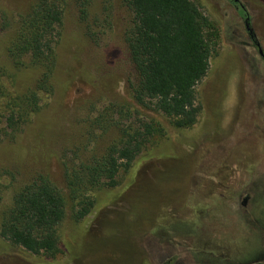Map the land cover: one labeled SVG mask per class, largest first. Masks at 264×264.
Instances as JSON below:
<instances>
[{
  "label": "rangeland",
  "instance_id": "obj_1",
  "mask_svg": "<svg viewBox=\"0 0 264 264\" xmlns=\"http://www.w3.org/2000/svg\"><path fill=\"white\" fill-rule=\"evenodd\" d=\"M34 0H0V225L14 194L39 173L66 197L60 252L50 257L0 235V264L264 263V58L229 0H193L213 24V52L196 85L201 111L177 129L135 91L138 73L126 34L134 14L124 0H62L52 93L16 136L12 109L43 68L8 57L20 16ZM264 53V0H241ZM211 33V34H210ZM161 127L115 187L89 192L88 215L75 219L67 175L122 146L144 125Z\"/></svg>",
  "mask_w": 264,
  "mask_h": 264
},
{
  "label": "trees",
  "instance_id": "obj_2",
  "mask_svg": "<svg viewBox=\"0 0 264 264\" xmlns=\"http://www.w3.org/2000/svg\"><path fill=\"white\" fill-rule=\"evenodd\" d=\"M93 0H81L87 14ZM134 19L126 34L130 58L139 76L140 100L148 98L177 129L191 128L198 120L196 85L206 76L213 52V24L193 0H124ZM64 8L62 0H34L20 16L8 57L16 65L30 58L44 70L37 84L12 109L6 131L16 136L37 113L39 92L52 93L57 59L55 46L60 37ZM161 127L144 125L143 131L128 135L122 146H112L102 156L67 175L69 194L79 200L75 219L81 220L93 207L89 194L101 186L115 187L122 166L129 167L149 138ZM66 216V197L50 175L39 173L13 196L1 220L0 235L17 247L34 254L56 256L60 250L59 226ZM253 264H264L257 262Z\"/></svg>",
  "mask_w": 264,
  "mask_h": 264
},
{
  "label": "flooded vegetation",
  "instance_id": "obj_3",
  "mask_svg": "<svg viewBox=\"0 0 264 264\" xmlns=\"http://www.w3.org/2000/svg\"><path fill=\"white\" fill-rule=\"evenodd\" d=\"M229 1L233 2L236 5V9H237L238 13L244 18L246 29L248 31L250 39L252 40L251 43L254 47L258 48L259 52L262 54V56L264 58V53L262 52L261 48L259 47V42L257 41V39L254 35V32L252 31V28L250 26L249 16H248V12L246 10L245 5L241 2V0H229Z\"/></svg>",
  "mask_w": 264,
  "mask_h": 264
}]
</instances>
